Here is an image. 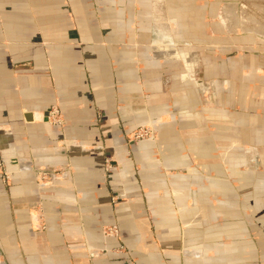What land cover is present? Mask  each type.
<instances>
[{
  "label": "crops",
  "instance_id": "0c3cea01",
  "mask_svg": "<svg viewBox=\"0 0 264 264\" xmlns=\"http://www.w3.org/2000/svg\"><path fill=\"white\" fill-rule=\"evenodd\" d=\"M174 7L0 0V264H264V46Z\"/></svg>",
  "mask_w": 264,
  "mask_h": 264
},
{
  "label": "rangeland",
  "instance_id": "374dc122",
  "mask_svg": "<svg viewBox=\"0 0 264 264\" xmlns=\"http://www.w3.org/2000/svg\"><path fill=\"white\" fill-rule=\"evenodd\" d=\"M174 2V9L181 16L179 23L185 30L189 27L191 31L190 35L183 31L185 39L190 41L194 39L197 48L203 47L205 40H209V35H212L213 39L220 33L224 37L227 36L229 44L231 41L240 43L242 40L245 46L254 43L264 46V0H174ZM223 24L226 25L225 28ZM142 130L140 127L133 131L129 140L145 141L155 137V130L148 136L144 134L140 136ZM106 166L109 168L110 163L106 162ZM3 174L5 185H9L10 176L6 171ZM58 175L60 171L57 170L39 171L38 183L51 184ZM119 233L116 226L103 229L105 238L119 237Z\"/></svg>",
  "mask_w": 264,
  "mask_h": 264
},
{
  "label": "built area",
  "instance_id": "2783aa9c",
  "mask_svg": "<svg viewBox=\"0 0 264 264\" xmlns=\"http://www.w3.org/2000/svg\"><path fill=\"white\" fill-rule=\"evenodd\" d=\"M49 124L52 127L55 128H63L65 125V120L63 117V114L61 112V110L59 109V107L57 106H53L50 110H49ZM142 132L140 134V136H142V134L148 136L149 134L153 133V126L149 125V126H144L142 127ZM66 146H70L71 142H65ZM45 178V177H44Z\"/></svg>",
  "mask_w": 264,
  "mask_h": 264
}]
</instances>
